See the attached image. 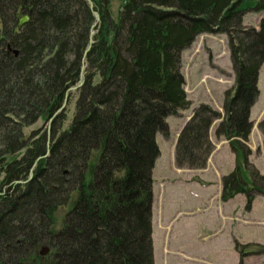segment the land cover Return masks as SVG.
<instances>
[{
  "label": "trees",
  "instance_id": "obj_1",
  "mask_svg": "<svg viewBox=\"0 0 264 264\" xmlns=\"http://www.w3.org/2000/svg\"><path fill=\"white\" fill-rule=\"evenodd\" d=\"M263 11L264 0H124L116 15L112 0H0V264H154L156 137L168 134V117L190 107L181 56L203 34L229 37L236 76L215 129L236 156L222 200L244 195L251 210L264 197L247 145L264 20L257 30L243 18ZM82 77L64 129L63 104ZM219 118L207 106L194 113L177 139L178 167L205 168ZM51 120L50 135L25 136ZM259 128L264 134V120ZM244 247L236 245L239 264Z\"/></svg>",
  "mask_w": 264,
  "mask_h": 264
},
{
  "label": "rangeland",
  "instance_id": "obj_2",
  "mask_svg": "<svg viewBox=\"0 0 264 264\" xmlns=\"http://www.w3.org/2000/svg\"><path fill=\"white\" fill-rule=\"evenodd\" d=\"M123 3L124 0H112L114 15L119 12ZM94 17L98 22V17ZM262 20L264 11L253 12L244 16L243 23L249 29L258 30ZM94 34L95 31L92 37ZM229 41L227 35L203 34L182 53L181 73L190 107L168 117V134L158 133L156 137L160 156L152 174L154 264H239L240 255L236 245L248 246L244 247L248 250L244 264H264V253L260 254L264 251V197H257L252 210H248L245 208V197L237 196L225 207L229 211L225 218L222 216V204L217 200V189L222 192V179L236 167V156L230 142L223 136L220 139L215 136V129L225 118L226 93L230 91L233 94L236 87ZM88 51L89 48L84 53L82 73L86 68ZM83 84L82 77L81 82L71 88L66 96L64 103L67 105L64 110L67 120L64 129L72 123L77 92ZM258 90L259 97L250 110L252 130L247 145L252 151L250 163L264 176V134L259 128L260 122L264 120V64L259 73ZM201 106H207L220 115L210 129V140L214 147L204 169L178 167L177 139ZM52 121H39L26 128L25 136L43 129H47L50 135ZM68 211L69 207L58 210L56 225L60 226Z\"/></svg>",
  "mask_w": 264,
  "mask_h": 264
},
{
  "label": "water",
  "instance_id": "obj_3",
  "mask_svg": "<svg viewBox=\"0 0 264 264\" xmlns=\"http://www.w3.org/2000/svg\"><path fill=\"white\" fill-rule=\"evenodd\" d=\"M96 17H98L97 14H96ZM28 20H29V18H28L27 16L23 17V18L20 20L19 25H20V26H23L25 23L28 22ZM82 83H83V82H82ZM66 105H67V104L64 103L62 109H65ZM49 252H50V250H49L47 247H43L42 250L40 251V256L45 257V256H47V255L49 254Z\"/></svg>",
  "mask_w": 264,
  "mask_h": 264
},
{
  "label": "crops",
  "instance_id": "obj_4",
  "mask_svg": "<svg viewBox=\"0 0 264 264\" xmlns=\"http://www.w3.org/2000/svg\"><path fill=\"white\" fill-rule=\"evenodd\" d=\"M218 187H220V186H218ZM220 192H221V189H217L218 196H219ZM221 210H223L222 216L225 218L226 213H229V212L226 211L224 208H222Z\"/></svg>",
  "mask_w": 264,
  "mask_h": 264
},
{
  "label": "bare ground",
  "instance_id": "obj_5",
  "mask_svg": "<svg viewBox=\"0 0 264 264\" xmlns=\"http://www.w3.org/2000/svg\"><path fill=\"white\" fill-rule=\"evenodd\" d=\"M238 196H239V195H238ZM243 196H244V195H243ZM236 197H237V196H236ZM244 197H245V196H244ZM258 197H260V196H258ZM256 198H257V197H256ZM245 200H246V199H245ZM255 200H256V199H255ZM255 200H254V201H255ZM253 204H254V203H253ZM252 207H253V205H252ZM251 210H252V208H251Z\"/></svg>",
  "mask_w": 264,
  "mask_h": 264
}]
</instances>
